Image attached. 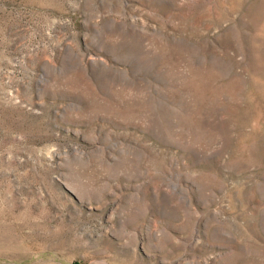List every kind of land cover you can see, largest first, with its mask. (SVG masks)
Returning <instances> with one entry per match:
<instances>
[{"label": "rangeland", "instance_id": "374dc122", "mask_svg": "<svg viewBox=\"0 0 264 264\" xmlns=\"http://www.w3.org/2000/svg\"><path fill=\"white\" fill-rule=\"evenodd\" d=\"M0 264H264V0H0Z\"/></svg>", "mask_w": 264, "mask_h": 264}]
</instances>
